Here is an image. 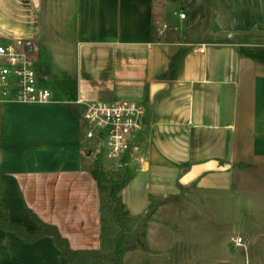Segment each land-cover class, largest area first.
I'll return each mask as SVG.
<instances>
[{"label":"crops","instance_id":"crops-1","mask_svg":"<svg viewBox=\"0 0 264 264\" xmlns=\"http://www.w3.org/2000/svg\"><path fill=\"white\" fill-rule=\"evenodd\" d=\"M50 1L37 0L35 8L31 0H0V20H23L19 13L31 11L40 17ZM63 1L51 6L57 25L67 9ZM72 15L70 44L57 43L54 57L45 42L43 48L34 42L36 56L41 52L62 66L61 58L76 44L87 60L104 64L91 71L86 85L71 89L36 66L42 85L51 81V101L1 110L0 209L11 224L34 233L36 218L55 227L73 251L99 249L100 200L84 155L92 152L82 147L83 107L75 105L96 97L111 102L125 95L148 105V129L138 151L146 163L129 166V184L144 181L147 191L157 184L162 189L150 194L153 201L169 194L161 184L170 180L181 188L221 177L232 191L264 197V0H212L209 19L205 0H73ZM163 25L167 29L158 36ZM153 84L164 89L151 101ZM208 162L218 170L179 184L191 167ZM254 243H243L244 252ZM0 264L66 260L50 237L27 243L0 231Z\"/></svg>","mask_w":264,"mask_h":264},{"label":"rangeland","instance_id":"rangeland-1","mask_svg":"<svg viewBox=\"0 0 264 264\" xmlns=\"http://www.w3.org/2000/svg\"><path fill=\"white\" fill-rule=\"evenodd\" d=\"M61 1L51 0L48 7L41 8L40 17L36 16L35 11L19 13L24 16L23 20L5 16L0 20V44L4 38H28L43 48L45 42L55 57L56 44H70L73 37V0L63 1L67 9L61 14L62 22L58 25L52 22V7ZM34 23L42 28L45 40L40 38L39 33L35 34ZM78 49L76 44L69 48L65 60L57 55L63 61L62 66L59 60H49L40 52L35 57L39 73L54 76L66 89L74 88L79 82L86 85V80L92 77L89 75L91 71L96 72L104 63L90 62L84 50ZM51 85L50 81L46 87L50 89ZM101 99L96 97L87 103L102 102ZM111 101L142 103L125 95L112 98ZM82 147L84 152L91 150L93 154L97 145L83 135ZM96 157L85 156V159L93 165ZM117 162V158L105 159L102 160V167L104 170H113ZM151 185L152 190L147 191L144 181H133L121 196L126 214L143 219L150 249V253L134 251L127 254L125 264H264V260L260 259L264 257V197L232 191L227 186V179L221 177L199 180L195 185L181 188H176L175 182L170 180L161 184L170 189L169 194L153 201L150 194L162 188L156 189L155 183ZM213 185L220 190L213 189ZM249 239L258 243L249 244L245 253L243 243L246 244ZM238 240L242 241L241 246L237 245Z\"/></svg>","mask_w":264,"mask_h":264},{"label":"built area","instance_id":"built-area-1","mask_svg":"<svg viewBox=\"0 0 264 264\" xmlns=\"http://www.w3.org/2000/svg\"><path fill=\"white\" fill-rule=\"evenodd\" d=\"M184 19V15H179ZM167 29L157 30L160 36ZM203 54V49H198ZM37 46L26 38L8 40L0 44V112L8 104H45L51 101L50 91L42 85L36 68ZM82 106L85 138L96 145V156L102 160L118 159L119 169L131 164L143 166L146 161L139 155V147L147 132L146 108L137 102L76 101ZM238 240L237 245L241 246Z\"/></svg>","mask_w":264,"mask_h":264},{"label":"trees","instance_id":"trees-1","mask_svg":"<svg viewBox=\"0 0 264 264\" xmlns=\"http://www.w3.org/2000/svg\"><path fill=\"white\" fill-rule=\"evenodd\" d=\"M212 0H205V13L211 17ZM67 112L74 114L69 106ZM90 175L97 184L100 200L102 230L98 250L73 251L68 242L61 237L57 229L46 225L36 218L37 232H26L9 221L8 212L0 209V231L13 233L27 243H34L44 237H50L55 247L61 252L66 264H124L126 254L134 251L150 253L146 241V225L141 218L129 217L121 198V192L131 180L129 168L118 171H104L102 157L97 156Z\"/></svg>","mask_w":264,"mask_h":264},{"label":"water","instance_id":"water-1","mask_svg":"<svg viewBox=\"0 0 264 264\" xmlns=\"http://www.w3.org/2000/svg\"><path fill=\"white\" fill-rule=\"evenodd\" d=\"M32 4L34 5L35 8H38V2L37 0H31ZM164 89L163 85L160 84H153L150 86V100H153V97L155 96L156 93ZM90 152H86V156H90ZM218 169L216 168V164L214 162H208L205 164L201 165H196L190 168V170L180 178L179 184L181 186H187L194 182L197 178H199L201 175L208 173V172H213L217 171Z\"/></svg>","mask_w":264,"mask_h":264}]
</instances>
